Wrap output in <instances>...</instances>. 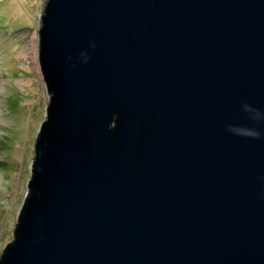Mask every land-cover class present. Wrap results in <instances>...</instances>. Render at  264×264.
Segmentation results:
<instances>
[{
    "label": "water",
    "instance_id": "water-1",
    "mask_svg": "<svg viewBox=\"0 0 264 264\" xmlns=\"http://www.w3.org/2000/svg\"><path fill=\"white\" fill-rule=\"evenodd\" d=\"M38 61L0 264H264V0H47Z\"/></svg>",
    "mask_w": 264,
    "mask_h": 264
},
{
    "label": "rangeland",
    "instance_id": "rangeland-1",
    "mask_svg": "<svg viewBox=\"0 0 264 264\" xmlns=\"http://www.w3.org/2000/svg\"><path fill=\"white\" fill-rule=\"evenodd\" d=\"M47 0H0V254L13 238L49 92L39 69Z\"/></svg>",
    "mask_w": 264,
    "mask_h": 264
}]
</instances>
